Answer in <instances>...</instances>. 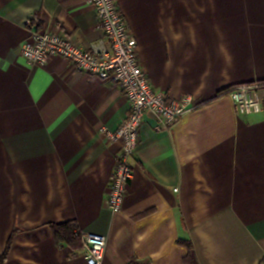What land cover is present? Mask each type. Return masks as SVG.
<instances>
[{"label": "crops", "instance_id": "crops-1", "mask_svg": "<svg viewBox=\"0 0 264 264\" xmlns=\"http://www.w3.org/2000/svg\"><path fill=\"white\" fill-rule=\"evenodd\" d=\"M143 69L196 108L169 129L144 118L122 211L108 207L130 111L122 88L21 46L40 31L107 44L89 0H0V256L3 264H88L52 224L104 235L103 264H264V0H116ZM259 83L263 111L227 89Z\"/></svg>", "mask_w": 264, "mask_h": 264}, {"label": "built area", "instance_id": "built-area-1", "mask_svg": "<svg viewBox=\"0 0 264 264\" xmlns=\"http://www.w3.org/2000/svg\"><path fill=\"white\" fill-rule=\"evenodd\" d=\"M89 2L97 12L106 46L84 49L63 33L40 31L24 42L21 55L30 65H44L52 57H61L78 70L110 80L122 88L129 103V114L117 131L107 132L108 139L121 143L108 192V207L113 213H120L132 179L130 160L138 148L145 116H152L157 128L165 130L196 108L197 103L192 96L169 99L165 93L155 90L141 65L138 41L116 0ZM261 90V84L252 83L234 87L226 94L234 101L236 111L247 116L263 111ZM79 234L87 263L103 264L107 237L82 231Z\"/></svg>", "mask_w": 264, "mask_h": 264}, {"label": "trees", "instance_id": "trees-1", "mask_svg": "<svg viewBox=\"0 0 264 264\" xmlns=\"http://www.w3.org/2000/svg\"><path fill=\"white\" fill-rule=\"evenodd\" d=\"M231 89H227V93ZM55 242L58 245H68L74 249H80L82 247V241L80 237V230L75 221H67L63 223H56L51 225ZM7 254L0 256V264L4 263ZM190 264V261L187 262Z\"/></svg>", "mask_w": 264, "mask_h": 264}]
</instances>
